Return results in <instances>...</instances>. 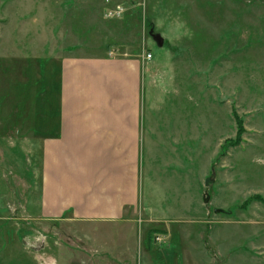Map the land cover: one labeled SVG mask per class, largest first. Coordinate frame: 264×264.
I'll return each mask as SVG.
<instances>
[{"label":"rangeland","instance_id":"1","mask_svg":"<svg viewBox=\"0 0 264 264\" xmlns=\"http://www.w3.org/2000/svg\"><path fill=\"white\" fill-rule=\"evenodd\" d=\"M53 48L142 62L143 198L104 224L36 223L0 196L9 238L53 264L264 263V0H0L1 130L44 114Z\"/></svg>","mask_w":264,"mask_h":264},{"label":"crops","instance_id":"2","mask_svg":"<svg viewBox=\"0 0 264 264\" xmlns=\"http://www.w3.org/2000/svg\"><path fill=\"white\" fill-rule=\"evenodd\" d=\"M136 58L54 48L41 55L44 114H35L29 125V114L22 116L23 123L10 114L0 128V196L9 203L18 199L20 214L47 222L129 221L143 198L146 177L140 133L129 126V114H144L142 62ZM8 210L0 207V215L7 217ZM1 223L0 264L57 261L27 253L21 240L7 233L21 225ZM13 245L19 254L3 256Z\"/></svg>","mask_w":264,"mask_h":264},{"label":"built area","instance_id":"3","mask_svg":"<svg viewBox=\"0 0 264 264\" xmlns=\"http://www.w3.org/2000/svg\"><path fill=\"white\" fill-rule=\"evenodd\" d=\"M123 11H124L123 8L113 9V10H110V11L108 12V15H109L110 17H117V16L122 15ZM158 239H160V238H158Z\"/></svg>","mask_w":264,"mask_h":264},{"label":"water","instance_id":"4","mask_svg":"<svg viewBox=\"0 0 264 264\" xmlns=\"http://www.w3.org/2000/svg\"><path fill=\"white\" fill-rule=\"evenodd\" d=\"M154 38L158 42L159 45H163L164 38L160 34H155ZM222 211L223 209H219V208L216 209V212H222Z\"/></svg>","mask_w":264,"mask_h":264},{"label":"clouds","instance_id":"5","mask_svg":"<svg viewBox=\"0 0 264 264\" xmlns=\"http://www.w3.org/2000/svg\"><path fill=\"white\" fill-rule=\"evenodd\" d=\"M255 163L264 164V158L256 157L254 158Z\"/></svg>","mask_w":264,"mask_h":264},{"label":"trees","instance_id":"6","mask_svg":"<svg viewBox=\"0 0 264 264\" xmlns=\"http://www.w3.org/2000/svg\"><path fill=\"white\" fill-rule=\"evenodd\" d=\"M256 197H258V196H253L252 198L250 197L248 201H251L252 199H254V198H256ZM244 204H246V202H244ZM244 204H243V207H245ZM246 207H247V206H246Z\"/></svg>","mask_w":264,"mask_h":264}]
</instances>
